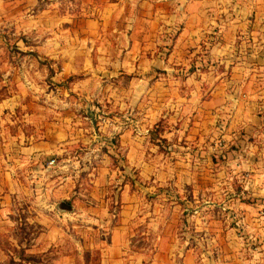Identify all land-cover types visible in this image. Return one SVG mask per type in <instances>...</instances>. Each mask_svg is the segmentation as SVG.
Returning a JSON list of instances; mask_svg holds the SVG:
<instances>
[{
  "label": "rangeland",
  "instance_id": "rangeland-1",
  "mask_svg": "<svg viewBox=\"0 0 264 264\" xmlns=\"http://www.w3.org/2000/svg\"><path fill=\"white\" fill-rule=\"evenodd\" d=\"M175 6V0H0V202H4L0 203V217L9 218L8 223L14 218L22 221L0 228V264H54L42 252L29 260L16 255V230L12 228L18 227L22 238L31 231L35 233L36 228L28 229L24 224L29 212L17 211L12 205L15 202L22 208L28 202L27 192L34 182L27 175L31 164L17 163L12 157L24 154L19 141L25 142V135L33 133L32 121L39 124L55 119L60 105L96 110L98 125L107 123L115 131L113 138L108 134L98 138L99 146L95 143L97 149L93 150L91 143H65L71 152L87 157V163L75 166L80 184L67 201L87 199L78 192L92 184L86 174L92 165L93 172H107L106 179L101 175L103 183L99 184L107 211L97 232L108 240L109 226L125 215L129 222L125 264H264V119L256 129L226 131L225 115L215 122L211 120L214 116L199 115L192 123L194 111L188 114L187 110H175V91L181 83L175 82V56L170 53L178 25L175 20L169 23L166 16V24L159 26L164 22L159 19L157 23L155 17L159 11L175 13ZM136 28L149 35L142 66L160 57L166 63L148 64L146 76L144 69L131 72V77L122 74L125 80L120 83L131 88L125 113L118 111L119 99L114 103L111 98L90 99L76 92L73 74L60 78L62 59L50 56V49H59L61 44L63 48L79 45L87 49L103 43L100 50L87 51L86 56L96 59L97 54L103 59L115 53L117 57L124 55L125 49L116 42L122 43L124 34ZM86 29L94 32L89 34ZM113 42L117 44L115 52L107 48ZM219 69L215 67L209 74L218 75ZM185 72L184 65L181 74ZM210 79L216 81L193 82L201 95L209 94L208 87H224L236 93L234 102L243 92L248 94L247 102L242 101L248 113L264 110L261 104L257 108L251 103L255 100L252 90L261 83L253 81L242 86L241 82L229 81L230 86L225 87V83L218 82L219 77ZM90 86L96 89L97 83ZM177 102L186 99L180 97ZM161 107H167V112H161ZM180 115L184 120H177ZM192 124L202 127L201 136L188 135ZM123 128L142 133L135 146L129 148L131 153L118 142ZM33 136L37 137L38 131ZM105 144L107 150L103 149ZM64 153L57 159L50 158L47 165L57 164ZM91 154L95 157L90 158ZM10 169L19 179L12 181L4 172ZM14 181L27 186L24 193L15 190ZM125 204L131 206L120 211ZM61 207L68 206L61 202ZM86 223L93 227L89 228L91 232L97 229L96 221ZM98 247L91 242L82 257L73 255L61 264H102Z\"/></svg>",
  "mask_w": 264,
  "mask_h": 264
},
{
  "label": "crops",
  "instance_id": "crops-1",
  "mask_svg": "<svg viewBox=\"0 0 264 264\" xmlns=\"http://www.w3.org/2000/svg\"><path fill=\"white\" fill-rule=\"evenodd\" d=\"M175 5V13L169 14L159 11L155 15L157 23L159 19L164 22L159 26L166 24L164 19L166 16L170 20L169 23H173L175 20V24L178 25L175 43L170 53L171 56H175V62H172L175 63V70H177L175 82L181 83V86L178 85L175 91V110L178 108L183 113L187 110L188 114L190 110V114L194 111L192 123L195 122L197 116L199 118V115L214 116L211 119L212 122L225 115L226 120H228L226 131L238 130L239 128L247 130L248 127L256 129L255 127L263 123L264 110H258V114L255 112L248 113L245 104L242 106V101L247 102V93L243 92L240 95V100L234 102L233 96L237 95L233 90H224V87L222 89L208 87L209 94L204 96L201 95V91L193 82L199 81V79L205 82L210 80L214 82L216 79H210L213 76L214 78L219 77L218 82L225 83V87L230 86V82L233 81L241 82L242 86L249 85L253 81L261 83L262 85L259 86L256 84V89L252 90L254 93L251 96L255 100L251 99V103H254L253 105L257 108L260 107L258 104L264 107V0H175ZM145 29L147 30L148 27ZM86 31L89 34L94 32V30L89 31L87 29ZM147 38L149 35L146 31H140L137 28L133 29L127 36L124 34L123 42H116L124 45V55L119 54L117 57L115 53L113 56H107L103 59L97 57V54L96 59L86 56L87 51L100 50L101 45L105 46L103 43H98L95 47L90 45L87 49H81L79 45L63 48L61 44L59 49H50L49 53L50 56L62 59V65L58 71L61 74L60 78L64 79V77L73 74L72 77L75 80L73 88H77L76 92L82 93L84 97L90 99L111 98L114 103H116L114 100L119 99L117 102L118 111L125 113L128 103L126 98L131 97V88H126L120 83L125 80L123 75L144 69V76H146L148 64L166 63L160 57L142 66L144 48L148 44ZM116 45L115 42L111 43V46L108 43L107 48L109 50L111 48L115 52ZM184 65L186 72L181 74ZM215 67L220 68L219 72L223 75L220 73H218L219 76L209 74ZM129 77L131 76L129 75ZM139 79H142L141 76ZM93 82L97 83L96 89H91L90 85ZM100 82L106 83L101 86L98 85ZM106 85L107 87H105ZM205 93H207L206 90L203 94ZM180 97L185 98L186 102L179 104L177 100ZM197 98L199 100L195 103ZM258 98L262 99L258 101ZM74 110L71 107L60 105L59 115L55 119L46 120L43 123L38 122L39 124L36 120L32 121L34 124L33 133L30 136L25 135V142L19 141L23 143L19 147L24 154L12 157V160L17 163L29 162L31 164L27 167L29 169L27 175L29 178L33 177L30 180L34 182L31 181L27 192L28 202L22 208H20V204L15 202L12 205H16L14 208L17 211L22 209L29 212V215L25 217L27 221H24V224L27 225L28 229L31 226L36 228L35 233L31 231L24 238L19 235L18 227L12 228V231L16 230V235H14L17 237L16 246L19 252L16 255L29 260L38 252H42V255L51 259L54 264H61L64 259L70 256L82 257L85 246L87 247V244L93 242L99 246L102 264H125L127 257L126 242L128 241L127 235H129V222L125 215L122 220L109 226L110 237L108 240L105 239L106 236H101L97 232L100 225H103L100 221L107 211V202L101 198L99 186L103 183L101 175H104L102 178L106 179L107 172L98 169L93 172L95 166L92 165L89 172L86 173L88 175L87 180L92 184L86 191L78 192L87 196V199L79 201L78 198H73L68 203L64 202L76 194L75 186L80 184L75 166L80 162L87 163L86 156L71 152L65 148V143L80 141L83 146L91 143V150H93L97 149L94 148L95 143L99 146L98 138L106 134L109 137L114 132L107 123L103 126L98 125L96 110H80L79 108H74ZM163 110L166 113L168 109L161 107L160 111L164 113ZM75 116L77 117L75 118ZM160 116L165 115L161 114ZM182 117V115L178 116L177 120L180 121ZM166 122H170V120L167 119ZM199 128L202 127H196L194 124L189 125L188 135L193 138L201 136L203 131ZM36 131H38V136L34 137L33 134ZM141 136V132L137 134L131 128H123V131L119 133L118 142L120 146H124L125 150H129L135 146V140ZM63 150L65 153L57 161V164L47 165L50 158L57 159L56 156L61 154ZM102 152L110 157L106 151L102 150ZM90 156V158H94L95 154ZM101 160L106 161L105 157H102ZM67 167L71 168L70 172L67 171ZM78 168L82 169V166ZM4 172H7L12 181L16 178L19 179L14 177L12 169ZM14 183L16 185L15 190L25 192L27 186L20 185L17 181ZM42 188L45 191H42ZM122 191L124 192V190ZM61 202L68 207H61ZM0 203L4 205V202L1 201ZM129 205L131 206V204H125V209H120V211H127ZM1 210L2 207H0ZM3 215H5V211ZM8 220L9 218L0 217V228L4 230L6 224H22L19 218L12 219L10 223ZM89 220L96 221L97 229H94V232L89 229L92 227L91 225H86ZM107 222L105 220V223ZM85 243L87 244L85 245Z\"/></svg>",
  "mask_w": 264,
  "mask_h": 264
},
{
  "label": "trees",
  "instance_id": "trees-1",
  "mask_svg": "<svg viewBox=\"0 0 264 264\" xmlns=\"http://www.w3.org/2000/svg\"><path fill=\"white\" fill-rule=\"evenodd\" d=\"M106 144H108V142H106ZM106 144H105V146H103V149H105V150H107ZM64 202L68 203L69 201L65 200Z\"/></svg>",
  "mask_w": 264,
  "mask_h": 264
},
{
  "label": "built area",
  "instance_id": "built-area-1",
  "mask_svg": "<svg viewBox=\"0 0 264 264\" xmlns=\"http://www.w3.org/2000/svg\"><path fill=\"white\" fill-rule=\"evenodd\" d=\"M114 132H115V131H114ZM114 132H113V133L110 135V137H111V138H113V137H114ZM51 161H52V160H51Z\"/></svg>",
  "mask_w": 264,
  "mask_h": 264
}]
</instances>
